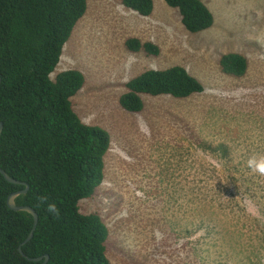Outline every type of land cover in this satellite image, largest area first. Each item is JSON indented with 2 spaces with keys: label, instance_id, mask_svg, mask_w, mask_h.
<instances>
[{
  "label": "rangeland",
  "instance_id": "rangeland-1",
  "mask_svg": "<svg viewBox=\"0 0 264 264\" xmlns=\"http://www.w3.org/2000/svg\"><path fill=\"white\" fill-rule=\"evenodd\" d=\"M87 1L52 75L81 70L74 109L110 132L104 181L80 201L110 228V264H264V175L248 167L264 157V0H204L214 23L197 33L165 0L148 16ZM131 37L160 53L130 50ZM229 52L247 58L242 77L221 70ZM173 65L204 91L143 94L139 112L120 105L126 82Z\"/></svg>",
  "mask_w": 264,
  "mask_h": 264
},
{
  "label": "trees",
  "instance_id": "trees-1",
  "mask_svg": "<svg viewBox=\"0 0 264 264\" xmlns=\"http://www.w3.org/2000/svg\"><path fill=\"white\" fill-rule=\"evenodd\" d=\"M121 2L143 16L154 9V0ZM165 2L191 33L214 23L204 0ZM87 8V0H0V167L22 182H10L0 172V264H42L33 258L46 254L45 264H110L108 224L99 213L80 210V201L92 198L104 181L110 132L84 122L74 109L72 97L85 83L81 70L52 75ZM126 45L148 55L160 53L157 44L137 37L128 38ZM219 62L224 73L236 77L248 70V60L239 52L226 53ZM125 86L119 103L130 112L143 109V94L186 98L204 91L203 83L182 65L146 69ZM26 185L29 189L16 203L33 207L39 221L33 237L22 244L34 217L11 209L7 199ZM42 196L58 204V217L40 204Z\"/></svg>",
  "mask_w": 264,
  "mask_h": 264
},
{
  "label": "water",
  "instance_id": "water-1",
  "mask_svg": "<svg viewBox=\"0 0 264 264\" xmlns=\"http://www.w3.org/2000/svg\"><path fill=\"white\" fill-rule=\"evenodd\" d=\"M1 82H2V77H1V75H0V85H1ZM3 126H4L3 122H0V134H1L2 130H3ZM0 172L5 176V178H6L8 181L13 182V183H22L20 180L15 179V178L11 177L10 175H8V173H7L4 169H2L1 167H0ZM28 189H29V185H26V188H25L24 190H18V191H14V192H12V193L8 196V199H7L8 206H9L11 209H13V210H20V211H27V212L31 213V214L33 215V217H34L33 228H32V230H31V232H30L28 238H27L22 244H25L26 242H28V241L33 237V235H34V231H35V229H36V227H37V224H38V221H39L38 213L36 212V210H35L33 207H31L30 205H18V204L16 203V198H17L20 194L27 192ZM19 251H20L23 255H25V253H24L23 250H22V245H20V247H19ZM49 258H50L49 254H46V255L43 256V257L40 256V257L33 258V260H34V261H41V260H43L42 264H45V263L48 262Z\"/></svg>",
  "mask_w": 264,
  "mask_h": 264
},
{
  "label": "clouds",
  "instance_id": "clouds-1",
  "mask_svg": "<svg viewBox=\"0 0 264 264\" xmlns=\"http://www.w3.org/2000/svg\"><path fill=\"white\" fill-rule=\"evenodd\" d=\"M248 167L253 172H258L261 175H264V157L257 159L256 157L250 158L248 160ZM40 204L45 207L47 213L54 217L60 215V208L55 201H49L47 196L40 197Z\"/></svg>",
  "mask_w": 264,
  "mask_h": 264
}]
</instances>
